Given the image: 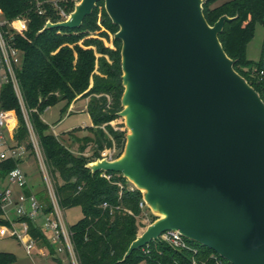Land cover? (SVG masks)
Listing matches in <instances>:
<instances>
[{"label": "water", "instance_id": "1", "mask_svg": "<svg viewBox=\"0 0 264 264\" xmlns=\"http://www.w3.org/2000/svg\"><path fill=\"white\" fill-rule=\"evenodd\" d=\"M100 1L119 26V116L133 134L87 167L121 173L165 214L125 256L173 230L231 264H264V102L219 41L231 19L209 25L204 0H82L43 30L80 27Z\"/></svg>", "mask_w": 264, "mask_h": 264}, {"label": "trees", "instance_id": "2", "mask_svg": "<svg viewBox=\"0 0 264 264\" xmlns=\"http://www.w3.org/2000/svg\"><path fill=\"white\" fill-rule=\"evenodd\" d=\"M218 1L204 0L205 19L211 26L222 16L231 19L225 22L219 41L233 60L235 71L264 102V43L257 62L247 57V46L254 37L256 25L260 23L264 27V0H230L216 5ZM75 4L76 0H59L58 6L53 0H0V10L6 19L28 21L25 34L14 37L24 53L18 78L33 129L55 180L59 203L65 210L75 206L82 208L83 218L70 226L80 264H137L141 261L147 264H231L210 248L187 238L188 247L184 249L179 250L159 239L125 256L137 238L138 219L148 210L146 206L140 207L142 193L130 186L121 173H93L87 167L88 163L102 158L105 150L115 149L119 157L125 147L126 132L117 131L112 125L120 119L122 110V41L113 38V47L104 42V38L110 40L109 35L114 36L119 31V26L112 22L103 1L97 3L78 28L43 30L48 21H65L60 9L70 15ZM42 9L46 13L40 14ZM92 33L98 34L93 36ZM77 98L89 99L86 111L92 120V126L85 128L90 135L79 137L75 133L77 129L67 133L72 143L79 144L78 154L57 138L42 119L47 108L63 102L62 112L65 113ZM0 101L3 109L16 111L15 139L31 150L28 128L11 84L0 89ZM87 148L90 155L84 154ZM0 166V176H5L16 164L8 160ZM104 173L111 178H106ZM37 196L47 206L45 212L52 211L47 195L39 192ZM148 212L153 222L155 217ZM2 223L5 221L0 218ZM28 223L32 237L54 253L45 233L32 221ZM14 262L13 254L0 252V264Z\"/></svg>", "mask_w": 264, "mask_h": 264}, {"label": "built area", "instance_id": "3", "mask_svg": "<svg viewBox=\"0 0 264 264\" xmlns=\"http://www.w3.org/2000/svg\"><path fill=\"white\" fill-rule=\"evenodd\" d=\"M58 1L53 0L55 6H58ZM44 13H46L45 10H40V14ZM60 14L65 19L69 17L63 9H60ZM27 30L28 21L26 19L8 20L0 10V89L4 85L11 84L20 103L29 132V143L44 175L47 197L52 211L45 212L47 206L32 190L28 176L22 168L26 156L29 155V150L26 145H19L15 139L18 127L16 111L3 109L0 101V165L8 160H13L16 164L15 168L5 176H0V210L2 211L0 218L5 221L0 224V236L18 240L28 256L37 252L39 256L53 260L56 264H80L72 240L71 225L65 220V209L59 203L55 183L53 185L48 179L47 169L49 168L39 138L33 129L29 111L26 109L18 78V71L23 65L24 53L17 46L14 37L24 35ZM51 130L59 138L55 128L52 127ZM104 176L111 178L106 173ZM26 191H29V194H26ZM103 207L106 208L107 204L105 203ZM140 207H145L144 201L140 203ZM28 220L35 223L45 233L54 253L48 249V246L40 245L32 237ZM161 237L179 250L188 247L185 237L178 231H167Z\"/></svg>", "mask_w": 264, "mask_h": 264}, {"label": "rangeland", "instance_id": "4", "mask_svg": "<svg viewBox=\"0 0 264 264\" xmlns=\"http://www.w3.org/2000/svg\"><path fill=\"white\" fill-rule=\"evenodd\" d=\"M81 1L82 0H76L75 5L79 4ZM221 1L224 3L230 0H221ZM69 18L70 17H68L67 19ZM97 34L98 33H92L93 36H97ZM109 36H110V40L104 38V42L107 46L113 47L112 39L114 38V36L112 34H110ZM263 43H264V27L260 23H258L256 25L254 37L247 46V57L249 60L254 62H257L259 60L261 56ZM85 106H86V101L81 100L75 105L74 112L70 115H68L69 113L66 115V112L65 113L62 112L64 103L60 102L52 107L47 108L45 112L42 114L43 120L50 126V128L52 127L55 128L56 133H59L58 135L59 138L63 140L65 144L69 146L70 150L76 154H78L79 152V144L72 143L69 135H67L66 133H68V131H71L73 129H77L75 130V133L79 137L90 135V132L85 128L92 126V120L90 115L86 112ZM112 125L117 131L126 132V141H127L129 128L127 127L125 117L120 116V119L117 120L116 122H113ZM80 126H84V127L82 128ZM90 153H91L90 148H87L84 154L90 155ZM116 156H117V150L115 149L105 150L104 152H102V158H106L108 160H115L116 158H118ZM22 168L27 173L28 178L31 182L30 186L33 188V190L40 191L41 193L43 194L45 193L47 195L44 175L40 170V166L33 149L29 150V155L26 156V159L22 164ZM47 171H48L47 174H49V178L48 177L47 178L50 179L51 183L54 185L55 180L50 175L48 169ZM125 178L130 186L135 187L134 183L131 180H129L127 177ZM58 182L62 183L60 179H58ZM141 193L143 197L144 193L142 191ZM145 206L148 210H146V212L143 213V217L138 219L139 231L137 237L141 236L144 233V231L147 229V227L150 226L152 223L150 222V218L148 217V213H149L148 211H150V213L155 217L154 221L162 217L161 214L154 212L153 209L150 206H148L146 203ZM82 218H83V211L80 206L71 207L65 210V220L67 224L71 226L75 225ZM160 239H162V237H160ZM0 252H7L13 254L15 257V262L13 264H56L53 260L39 256L37 252H34L31 256H28L24 248L22 247L21 243L15 238H11V237L0 236ZM137 264H147V263L145 261H141Z\"/></svg>", "mask_w": 264, "mask_h": 264}, {"label": "crops", "instance_id": "5", "mask_svg": "<svg viewBox=\"0 0 264 264\" xmlns=\"http://www.w3.org/2000/svg\"><path fill=\"white\" fill-rule=\"evenodd\" d=\"M221 3H223L221 0L220 1H218L217 2V4L216 5H220ZM79 98V97H78ZM76 99L75 101H73L72 102V104L69 106V108L67 109V112H66V115L68 114V115H70V114H72L73 112H74V107H75V105L79 102V101H81V100H85L86 101V109L85 110H87V105H88V101H89V99L88 98H86V99ZM88 99V100H87ZM87 112V111H86ZM43 119V118H42ZM45 122V121H44ZM46 123V122H45ZM80 127H84V126H80ZM79 127V128H80ZM74 130V129H73ZM69 132V131H68ZM58 135H59V133H57ZM65 134V133H64ZM67 134V133H66ZM27 174V173H26ZM28 176V175H27ZM28 181H29V184L31 183L30 182V180H29V178H28ZM32 188V187H31ZM32 190H33V188H32ZM34 191V190H33ZM36 194H38L40 191H34ZM16 194H17V191H16Z\"/></svg>", "mask_w": 264, "mask_h": 264}, {"label": "bare ground", "instance_id": "6", "mask_svg": "<svg viewBox=\"0 0 264 264\" xmlns=\"http://www.w3.org/2000/svg\"><path fill=\"white\" fill-rule=\"evenodd\" d=\"M129 131H130V134L132 135L133 134V131L132 130H129ZM152 207H153V209H154L155 212L161 214L162 217H165V214L162 212V209H161V207H160V205H159L158 202H153Z\"/></svg>", "mask_w": 264, "mask_h": 264}]
</instances>
